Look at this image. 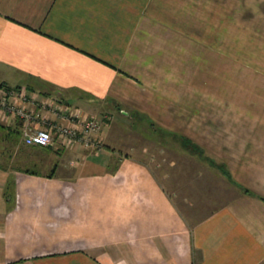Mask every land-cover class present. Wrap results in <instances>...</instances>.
<instances>
[{
  "label": "crops",
  "instance_id": "crops-1",
  "mask_svg": "<svg viewBox=\"0 0 264 264\" xmlns=\"http://www.w3.org/2000/svg\"><path fill=\"white\" fill-rule=\"evenodd\" d=\"M148 3L0 0V84L91 117L142 102L130 72L144 63L135 40L147 33L135 22ZM3 125L2 139L15 142L4 154L0 144V264H264V124L219 128L212 142L210 133L206 142L190 136L223 161L237 189L193 225L108 134L98 150L27 146L19 121Z\"/></svg>",
  "mask_w": 264,
  "mask_h": 264
},
{
  "label": "rangeland",
  "instance_id": "rangeland-1",
  "mask_svg": "<svg viewBox=\"0 0 264 264\" xmlns=\"http://www.w3.org/2000/svg\"><path fill=\"white\" fill-rule=\"evenodd\" d=\"M148 1L135 22L147 33L135 40L144 63L130 72L145 96L98 113L95 137L145 163L193 225L237 193L223 161L195 141L264 124V0ZM14 142L0 135L1 154Z\"/></svg>",
  "mask_w": 264,
  "mask_h": 264
},
{
  "label": "built area",
  "instance_id": "built-area-1",
  "mask_svg": "<svg viewBox=\"0 0 264 264\" xmlns=\"http://www.w3.org/2000/svg\"><path fill=\"white\" fill-rule=\"evenodd\" d=\"M11 120L21 123V138L27 146L46 147L57 141L67 147L75 143L101 147L95 137L101 122L96 118L51 99L39 101L25 88L0 87V124Z\"/></svg>",
  "mask_w": 264,
  "mask_h": 264
},
{
  "label": "trees",
  "instance_id": "trees-1",
  "mask_svg": "<svg viewBox=\"0 0 264 264\" xmlns=\"http://www.w3.org/2000/svg\"><path fill=\"white\" fill-rule=\"evenodd\" d=\"M0 87H5L3 84H0ZM5 126L3 124H0V130H3Z\"/></svg>",
  "mask_w": 264,
  "mask_h": 264
}]
</instances>
